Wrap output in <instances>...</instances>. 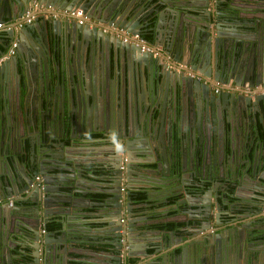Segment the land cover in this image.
<instances>
[{"label":"water","instance_id":"1","mask_svg":"<svg viewBox=\"0 0 264 264\" xmlns=\"http://www.w3.org/2000/svg\"><path fill=\"white\" fill-rule=\"evenodd\" d=\"M29 1L32 0H0V22L9 21L14 24L20 23V21L24 22L21 16ZM34 1L44 4L46 7L49 5L55 9L54 11L46 10L38 13L46 16L41 21L35 17L36 19H34L32 24L23 23L22 27L17 30L13 28L0 30V98L5 97V102H8L6 96L9 87L7 85L9 81L6 78V69L9 68L16 75V79L18 74L16 69L20 73L23 69V66H20L19 62V67L17 65V60L20 59L19 56L22 54L17 43L14 48V53L7 56L6 53L10 46L9 43L15 39L23 41L22 36H25L27 32L32 33L34 29L39 28L37 31L44 34V38L47 37V34H50L52 42L51 58L56 61V76L58 79L55 87L59 91V81H63V86L67 87L66 92L64 90L61 91L63 98L57 102V111H59V108L61 109V103L62 110L64 111V105L68 102V108L65 111H68L69 107L75 106L76 111H81V115L86 116L93 123L98 122L100 124V121L107 123L108 130L114 138L111 143L116 146V151L123 150L125 152L127 157L126 173L129 175L131 170H133V150L139 148L147 150L152 143L149 142L146 144V141L148 142L149 138L151 140L150 133L157 132V129L158 137L155 140L156 146H154V150L155 153H163V149L158 147L157 144L158 141L160 142L161 137L163 113L160 110L161 102L158 103L155 98L157 96V88H154V80L157 79L159 81L157 82L160 84L162 80L165 82L170 75V81L177 88L183 100V95L189 94L192 88L193 92H198L199 96L202 95L203 98L208 99L207 84L209 81L205 80V78L206 76H210V63L214 60L215 71L218 73L221 71L228 72V76L226 77L232 78V81H230L232 85L229 86L231 93H228L227 91L229 90H227L226 92L217 94V101H219V105L222 107L223 104L224 106L227 105L226 103L230 100V102L239 106L238 109L241 112L243 111V115L246 113V117L250 111V113H253V117H247V122L244 116L246 122L245 129L249 133L246 134L244 155H249L252 150L254 157L251 159L250 165L252 167H263L264 169V140L262 141V145L259 144L260 135L255 121V118H258L255 113H258L260 109L264 111V57L254 61L252 64L244 65L242 69L237 65L240 61L234 66L232 59L233 54L235 57L234 60H239V58H236V55L239 57L241 54L246 53L248 51L247 46L249 45L250 51L254 52L255 55L256 44L252 43L249 30H254L252 36L259 34L262 26H264L262 19H239L238 14H234L233 5L226 2L222 5L223 0H216L212 4H209V0H199L197 4H192L194 9L185 7L184 5L175 6L167 0ZM73 8H79L81 10L82 16L84 17L82 24L76 21V17L68 16L69 19H67L65 18L67 17L66 14L62 13V10H71ZM193 10L196 11L195 14L191 13ZM52 15H55V17H52ZM165 18L166 24H164ZM101 23L112 24L113 28H118L122 32L116 31V29H106L105 25H101ZM238 28L249 29L248 31L241 30L237 32ZM237 33L243 36H239ZM134 34L141 38L144 37L143 45L149 47V50H141L140 46L142 44L139 42H134L130 39L123 40L124 37L129 38V36ZM145 36H149V39L145 38ZM159 45L165 51L164 54L170 55L174 61L184 62V65L190 66L192 70H196L199 74L202 73V75H196L202 77V82L182 73L167 72L165 69V63H167L165 55L161 52L156 56L153 55L155 51L152 49V46ZM27 49L30 51L29 46ZM30 53L32 61L33 59H37V56L34 54L35 50L33 52L30 51ZM40 55L38 54V57ZM161 58L165 63H161ZM221 58L223 63L225 60L227 61L224 68L228 69H224L223 65L221 68L220 66L218 67L217 61ZM41 64H44V62L42 61ZM22 65H25V63ZM178 69L181 68L178 67ZM217 72L215 73L217 74ZM226 77L223 80L221 74L220 76L217 74L214 77V82H226ZM245 84L250 89H254L246 92L237 91L238 87H243ZM260 85L262 88H256ZM14 86L16 87L15 100L17 103L13 116L17 115L18 122L14 121L13 125L9 126L7 122L9 120L7 118L3 122H1L0 118V147L5 150L6 146L9 145L8 140L10 137V140L14 142V144L10 142L11 146L15 149L14 152L8 153L5 151L1 154L2 157L8 154L6 156V163L9 166L6 163H1L3 178L0 176V199H5L10 196L15 192V187L17 190L16 194H20L23 190H26L27 183L29 184L27 179L31 175L41 174L40 168L43 167L44 161L46 160H48L47 163L49 164L46 166L48 169H56L57 167L55 168L54 165L59 162V170L61 168L68 172L72 170L76 175L72 176L75 178L73 180L70 178L71 175L65 176V174L59 173V186L54 187L53 192L59 189V193L54 194L59 195V200L55 204L56 208L59 207V212H55L59 217V235L49 232L41 235L39 240V237L32 231L28 219L22 225L23 231L13 230V232H7L9 235H5L4 232H2V235L0 234V264L4 260L2 250L7 248V238L12 239L13 243L18 245L23 244L20 240L26 241L25 245L29 249L31 260L30 262L19 260L17 264H81V255L90 252L98 257V263L100 264H120L117 253L121 245L119 243V237L122 236L120 233L121 225L113 227L109 212L110 204L106 205L104 202L94 203V205L100 204L107 211L105 212L106 217L101 220L104 222L103 226L90 229H92L91 231L103 229L105 232L107 230L110 233L113 232V239L106 240L109 241L108 243L95 241L97 240L96 237L87 235V228L82 224L83 219L76 220L77 217L86 214L81 209L87 206L84 201L88 200V194L92 192L91 185L84 179L82 180V175L78 173L79 169L75 167L69 169L63 167L65 165H77L79 163L75 164L72 156L62 152L65 148L64 142L56 139L53 141V138L48 133L47 116L43 100L37 101L38 116L41 122L39 128L36 122L37 118L34 115L35 111L33 110L32 114L27 113V120L30 118L34 120L33 133H35V137L31 135L29 128L32 123L28 121L29 125H24V119L20 112L21 107L19 106V101L23 99L25 94L24 90H27V85H21L17 80ZM213 86L217 87L218 84L214 83ZM3 87L5 93H3ZM55 87H51V90L54 91ZM234 91L235 94H233ZM250 94H253L252 97L248 96ZM99 96H102V102H100ZM13 97L12 94V99ZM185 103H187V100H184L183 104ZM183 104L182 107L180 106V111L185 109ZM188 104L192 111L195 108V103L192 101L188 102ZM56 107L52 109L51 114L55 112ZM41 112H44L45 116H41ZM194 112L193 117L190 118V123L185 125L183 124V120H181L182 114L175 119V114L173 113L170 123L167 124L170 130L167 129V131L170 133L169 136H171V128H174V152L176 150L179 152L182 151L181 144H183L184 139L190 138V148L192 151L194 153L199 151L197 159L194 161V167H197L198 164L202 167L203 163H198V160L201 159L203 162L205 159L210 160L212 155L215 157L223 155L225 149L223 144L221 146L218 143L212 146L209 145L211 126L206 128L205 132L208 144L206 143L204 145L205 139L200 140L197 138L194 133L196 129V127L194 129ZM155 114H157L156 118H154ZM68 116L73 120L72 112L69 111ZM5 117H7V114H5ZM251 120L253 123L250 122ZM151 121L154 124L152 127ZM251 124L254 126V129ZM35 125H37L36 128ZM6 128H8V134ZM26 128L29 133L28 139L30 143H36L29 144V150L25 145V131H18L20 129L26 130ZM46 131L48 134H45ZM260 132L263 131L260 130ZM6 136L7 139H5ZM143 139L144 143L141 144L140 141ZM169 139L171 143L172 138L169 137ZM34 145L38 146L37 151H35ZM58 146L62 148L57 149ZM204 146H207L205 150ZM27 152H29L28 157H26ZM8 167L11 173L7 170ZM19 173L23 178L22 180L18 177ZM85 176L92 178L89 171ZM246 176L247 174H245L244 180H240V176H238L236 179L238 184H241L240 182H248ZM255 178L264 181L261 175H257L252 179L255 180ZM212 191L205 189L203 192H200V195L196 196L198 207L197 220L190 222V224H185L189 228L198 227L197 233L205 232L204 238L201 240V245L203 248L207 247L209 249L211 256H213L215 246H219V240H216L215 236L216 238L222 236V241L226 240L227 242H230L232 237L230 233L231 228L228 229L227 225H222L223 217H221V215L229 216V212L225 210V207L230 208L232 204L228 205L225 201L222 202L220 196L214 195ZM103 192L109 194L110 191L103 189ZM253 199L259 200L260 198L251 197L250 200L246 201L247 203L245 201L243 203L248 204V206H252V204L257 205V203L252 201ZM260 200L264 201V198ZM65 207L66 211L61 212L60 208ZM9 209L17 210L18 208L8 207L6 209L0 203V216L5 217V213L7 212L9 217L11 215ZM35 210L37 213L39 210L41 211L40 218L44 220L52 215L51 211L41 206L39 210L38 208ZM127 210L130 212L129 208ZM254 214L256 222L264 221V214L261 212V209L259 211L256 210ZM201 218H204L205 225H202ZM73 220L75 222H72ZM133 220L129 217L128 222L130 223L125 225L126 231L130 233L135 231V226L131 224L134 222ZM108 226L110 229H108ZM214 229L216 233H213ZM245 229H254L255 231L247 233L245 237L238 236L239 239L242 238L245 240L246 238H251L255 241L259 236L263 235L258 234L259 231L261 232L263 230L261 226L244 227ZM24 231L28 232L27 239L24 236ZM110 235L112 237V234ZM87 237L93 240V244L111 246L113 250L106 252L92 250V252L87 248V245L90 243ZM27 240H29L28 243ZM131 241V239L126 240L125 237L124 242L130 243ZM176 248L177 246L170 248L167 251L169 252L167 256V252L163 253L162 260L166 261L168 256L170 260L169 262L163 261L164 264H181ZM23 250L24 248L18 252L24 255ZM21 254L16 255V258L20 259ZM3 264H11L9 258Z\"/></svg>","mask_w":264,"mask_h":264},{"label":"flooded vegetation","instance_id":"2","mask_svg":"<svg viewBox=\"0 0 264 264\" xmlns=\"http://www.w3.org/2000/svg\"><path fill=\"white\" fill-rule=\"evenodd\" d=\"M83 21H81V24ZM147 38V37H146ZM149 39V38H147ZM9 49V48H8ZM14 53V50H13ZM211 63L215 64L214 60L211 61ZM210 63V64H211ZM218 64V61H217ZM208 77V76H206ZM229 78L226 77L227 81ZM232 81V80H231ZM215 82H208V99L203 98V96H199V100H202L203 104L205 105L202 112H199V110L202 107H199V103L196 104V110L197 111L194 114V129H195V135L198 139H205L206 140L205 132L206 128L210 126V114L216 111L218 112V106L215 103L219 104V101H217L218 96L217 94L221 92H226L229 90L228 87L220 86L214 87L213 84ZM69 86V84H68ZM214 91V92H213ZM238 91V89H237ZM235 92V91H234ZM246 92V91H245ZM100 95V94H98ZM96 95V96H98ZM217 96V97H216ZM100 99V102H102V96L98 97ZM65 102V101H64ZM211 103V104H208ZM221 106V105H220ZM68 102L64 105V111L62 110V103H61V109L59 108V111H57V107L55 112L52 114L53 116V122L50 125H48V129H50V136L55 138L56 140H60L64 142V146L67 145V143L70 145H73L71 147L76 146H82L85 143H88V140L95 139V140H106V147L109 148V160L102 163L101 161H98V159L90 158V160L86 161V159L82 158H74V163L77 165L69 164L67 168H77L78 173L82 175V180L84 179L86 182H88L91 185V194L88 197L87 201H84L85 204H94L92 200H90V196L92 194H101L99 196V201L104 202V204L109 205L110 204V214H111V222H113L114 226L121 225L120 233L121 237H119V243L121 245L119 246V252L117 255L122 256V261H120V264H152L151 261H155L151 259H144L143 256H147L150 254L152 255V251L160 248V242H162L160 239H157V242L150 241L148 243H145L144 236L146 235V232H148L147 228H153L157 229L159 232L165 233L167 235H172V240H177V242L181 243L180 241L183 240L182 231H179L183 228L185 222L183 221H177L180 222L177 224L174 228L171 229H164L157 227L159 224H166L168 222L175 223L170 221L171 218H178L186 221L187 224H190V222L196 220L198 216V208H195L196 202V196L200 195V192H203L205 189L207 190H213L214 195L220 196L222 201H225L226 204H232V207L226 208L229 212V216L221 215L223 217V224L227 225L228 229L231 228L230 233L233 238L235 236H242L244 237V234L246 233V229L244 230V227H250V217L255 216L254 212L256 210H260L264 214V201H261L260 199L264 198V181H261L257 178L253 180V177H256L257 175H261L264 178V169L259 168L257 166H251L249 163H247V166H244V162L241 159H239V164L235 165L236 169L238 170L236 179L238 176L242 174H247L246 180L248 182L238 184L237 180H235L234 183L229 182L228 179L225 182H221L219 179L221 178V175H217L214 167L218 163L217 161H211L212 158H210V162L208 163V167L205 169L204 167H200L198 170L197 167L193 168L195 171L192 173H189L188 171H185L183 167V159L177 158L176 152H174L173 149V141L175 140L174 135V128H171L172 135L169 136L170 133H168L167 129L170 130L169 125L163 123L161 126V137L160 142L158 141V147L163 149V153H155L154 146H156L155 140H157L156 133L153 135L151 134V140L148 139V142L146 141V144L151 142V146L148 147V149L143 150L142 148H139V153L142 154V156H133L132 162L133 164V170L138 171V173L141 175V178H144L146 183L139 180L138 183H133L131 180H129V176L133 170H131L130 174L128 175L126 173V165H127V157L125 155V152L123 150L116 151V146L111 143V141L114 139L108 130L107 123H104L100 121V124L98 122L93 123L92 120L87 119L86 116L81 115V111H76L75 106L69 107L68 111ZM73 113V120L70 119L71 117L68 116V112ZM36 113V112H35ZM203 114V115H202ZM36 115V114H35ZM72 115V114H71ZM80 118L78 119V117ZM76 118V120H75ZM198 129V130H197ZM48 132V133H49ZM47 131L45 134H48ZM52 133V134H51ZM212 135V133H211ZM172 138V142L170 143L169 137ZM165 139L167 141V146L169 149L164 150L163 143L161 140L165 142ZM146 140V137H145ZM150 140V141H149ZM42 141V140H41ZM141 144L144 143V139L140 141ZM83 144V145H82ZM175 144V143H174ZM237 145V144H236ZM145 146V145H144ZM221 146V144H220ZM239 149L243 148V145H238ZM59 146L57 147V149ZM74 149V148H73ZM58 153V152H57ZM58 156V154H57ZM163 157V158H162ZM244 157V156H243ZM241 158V157H240ZM47 159V158H45ZM83 160V161H82ZM180 161V162H179ZM48 160L44 161V165L41 170V174H34L31 175L27 182L26 187V202H28L30 205L31 216L28 219H25L22 216H18L14 214L16 210H10V214L8 217V220L6 222L1 221L0 222V234L2 235V232H4L5 235H9L7 232H13V230L16 231H23V223L25 221H29L32 227V231L39 237L41 235H44L45 233L53 232L55 235H59V228L58 231H53L48 228V224L52 220H59V217L55 214L57 212L55 210V204L59 200V195H54L55 193H59V189L56 192L54 191V187L59 186V173L65 174V176H70L71 179H75L72 177L73 175H76L72 170L71 171H64L62 168L59 170V162L56 163L54 166L56 169L52 170V168L48 169L46 166L49 164L47 163ZM183 162V163H182ZM215 163V165L213 164ZM251 163V162H250ZM104 164V167L101 168L100 165ZM161 168H160V166ZM243 164V165H240ZM214 165V166H213ZM52 166V167H54ZM194 166V165H193ZM118 167V169H117ZM210 168V169H209ZM253 168V169H252ZM254 170V171H252ZM257 170L259 171L257 173ZM89 173L92 175V178H87L85 176L86 173ZM175 171V172H174ZM180 171V172H179ZM191 171V170H190ZM176 173V185L182 184L183 194L182 192L178 191L176 192L174 190L173 193H166V190L170 186L168 180L172 178V173ZM240 172V173H239ZM178 173V174H177ZM187 178H183L182 174H187ZM98 174L104 175L105 178L100 179L97 178ZM137 174V173H135ZM171 174V175H169ZM192 177V178H191ZM48 181V182H47ZM158 181V182H156ZM160 182L163 184L160 185ZM102 183V184H101ZM172 183V182H171ZM24 184V183H23ZM181 186V185H180ZM218 186V188L215 189V187ZM222 188H225V192H221ZM103 189L109 190L108 193H104ZM239 189L246 190L249 193L246 195V197L238 196L237 198H234L235 195H237ZM217 190L215 193L214 191ZM25 192L22 191L20 194H24ZM16 194V193H15ZM11 194L5 199H0V203L5 206L6 209L9 208H18L19 206H23L24 202H22L21 198L22 196L20 194ZM105 194V195H102ZM234 196V197H233ZM153 197V198H151ZM251 197H257L260 198L259 200H252L254 203H257V205L252 204L248 206L246 204L248 200L251 199ZM183 201V202H182ZM246 203H243V202ZM178 203V204H177ZM183 204H187L188 207L184 208ZM194 205V206H191ZM43 207L46 210L51 211V216L47 217L46 220L40 218L41 217V211L39 208ZM36 208H38L39 212H36ZM127 208H129L130 212H128ZM157 209H161L162 211H156ZM170 212V213H169ZM184 212V213H181ZM164 213V214H163ZM163 214V215H162ZM132 218L134 219L131 224H133L135 227V231L130 233L129 231H126V226L130 222H128V219ZM264 218V216H263ZM42 219V220H41ZM84 224L86 228H94V227H101L97 226L100 225L97 219L92 222L90 217H82ZM242 222H239L240 220H244ZM225 220V221H224ZM202 225H205L204 218H201ZM200 222V224H201ZM239 224V225H236ZM247 224V226H245ZM188 227V226H186ZM108 229L110 227L108 226ZM198 227L195 228H189L191 231L190 233L187 232V240L186 243H181L180 246V256L179 260L181 262L188 261V263L191 264L192 262V255L190 254L191 248L196 246L199 249H202L201 256H203L204 263L203 264H264V244L259 242L257 245H255V242L249 243V246L253 244V248H257L258 251L254 254L250 252V256L243 254L246 253L243 250H240L239 248L236 249L237 251H233L235 248V245L233 242H223L222 236H219L215 239L219 240V246L216 245L213 249V256H211V252L209 249L203 248L202 241L203 236L205 234L204 231L198 232ZM92 230V229H91ZM192 230H195L196 232H193ZM219 231V230H218ZM25 238L28 236V232L24 231ZM107 236L106 238L98 239L95 241L99 242H105L108 243L109 239H113V232H106ZM213 233H216V230H213ZM112 234V237L111 235ZM126 234V236H125ZM191 235V236H190ZM189 236V237H188ZM126 237V240L131 239L132 241L130 243L124 242ZM143 238V239H142ZM146 238V237H145ZM27 239V238H26ZM189 239H192L191 241ZM135 240H139L138 244L135 242ZM22 245L14 244V245H7V248H4L2 250V253L4 255V260L1 264L5 263L6 260L9 258V262L11 264H17V259L19 261V258L14 257V255H20L21 253L18 252L20 249L28 248L26 245H24L25 240H20ZM13 242V241H12ZM29 240H27V243ZM233 245H232V244ZM137 244V245H135ZM152 244L154 248H152V251L149 250V246ZM177 244V243H176ZM98 245V244H97ZM104 246V245H102ZM15 247H18V251L14 252ZM105 250L100 251H109L113 250L111 246H105ZM163 248V245L161 246ZM29 250V249H28ZM241 251V252H240ZM168 253V252H167ZM227 254V257L225 258L224 262V256ZM168 254H166L167 256ZM142 256V258H140ZM148 256V257H149ZM12 257H14L12 259ZM133 257V258H132ZM136 258V259H135ZM221 258V259H220ZM12 259V260H11ZM5 261V262H4ZM243 261V263H242Z\"/></svg>","mask_w":264,"mask_h":264},{"label":"crops","instance_id":"3","mask_svg":"<svg viewBox=\"0 0 264 264\" xmlns=\"http://www.w3.org/2000/svg\"><path fill=\"white\" fill-rule=\"evenodd\" d=\"M148 1V0H145ZM156 1V0H154ZM169 3L175 5V6H180V5H184L185 7H190L193 8L192 4H197V2H199V0H167ZM213 2H216V0H209V4H212ZM226 3H230V5H233L234 8V14H238L239 19H249V20H255V19H262L264 21V0H223V2L221 3L222 5ZM35 3L38 5L37 8H33ZM262 4V5H261ZM165 5V4H164ZM220 6V4H219ZM29 9L32 12V19L28 22L31 23L34 21V19H38L39 21L42 20V18L46 17L45 15H40L38 13H40L41 11H46V10H50V11H54V7L51 6H45L42 3H38L35 2L34 0L29 1L28 5L26 6L25 11ZM194 9V8H193ZM23 13V15H24ZM54 13V12H53ZM192 14H195L196 11H192ZM22 15V16H23ZM21 16V19H22ZM36 17V18H35ZM96 17H98V15H96ZM155 17V16H154ZM152 19V18H151ZM163 22V20H162ZM4 23H12L9 21H4ZM25 23V22H23ZM99 23V22H98ZM164 24H166V18L164 20ZM101 25H105V28L108 29H116V31L122 32L120 29L118 28H113L112 24L108 25V24H104L101 23ZM39 28L34 29V31L32 33L27 32L25 36H22L23 41H19L18 39L12 40L10 41L9 45L11 44V42L15 41L19 46L20 50L22 51V54H20V59L17 60V65L20 63V66H23V69L21 70V73L17 70V79H16V75L8 68L6 69V78L9 81L7 83V85H9L8 87V91H7V101L5 102L4 98H0V118H1V122H3L5 120V118H7L9 121L8 124L13 125L14 121L18 122V118L17 115L13 116V112H15L16 110V103L17 101L15 100V91H16V87L14 86L15 82L18 80V83H20L21 85H27V90L25 89V94L23 96V99H20L19 101V106L21 107V114H22V118L24 119V125H29L28 121H30L32 123L31 127L29 128V131L31 130V135H33L35 137V133H33L34 130V125L33 122L34 120L32 118H30L29 120H27V113L29 112L30 114H32V111L34 110L36 113L35 117L36 122L38 124V128L40 126V120H39V111H38V104L37 101L38 100H43L44 101V107H45V111H46V116H47V123L48 125H50L53 122V116H52V109L56 107L58 100L61 101L63 98V95L61 94V91L64 90L65 92L67 91V87L63 86V81L60 82L59 81V91L58 88L56 89L55 85L57 84V76H56V66H55V60L52 59L51 55H52V42L50 39V34H47V37L44 38V34H42L41 32L37 31ZM249 28L247 29H242V28H238V31L241 30H247L248 31ZM107 31V30H106ZM104 31V32H106ZM250 31V37H252V43L256 44V50H255V55L254 52L250 51V45L247 46L248 47V51L246 53L241 54L239 57L238 55H236V58H239V60L235 59L234 60V55L232 54V59L234 61V66L236 63L240 69H242V67L246 64H252L254 61L260 60L261 58L264 57V26H262V29L260 30V33L257 34L256 36H252V33H254V30ZM108 32V31H107ZM235 34V33H234ZM237 35L239 36H243L240 33H237ZM147 36H145L146 38ZM144 38V37H143ZM142 38V40H143ZM134 42H136V39H130ZM48 43V45H47ZM144 43V40L143 42ZM251 44V42H250ZM29 46L30 51L33 52V50H35V56H37V59H33L31 58V53L30 51L27 49ZM152 49L155 51L153 53L154 56L160 54L159 52L164 54V50L162 48V46H152ZM3 50V49H1ZM37 50V52H36ZM4 51V50H3ZM38 54L40 55V57H38ZM165 58L167 59V63L164 62V60L162 59L161 63H165V69L168 72H174V73H179V74H183V75H187V76H191L193 77V79H196L198 81L202 82V77L201 76H196V75H202V73H198L196 70H192L190 68V66L188 65H184V62H176L172 59V57L170 55L164 54ZM4 58V57H3ZM1 59V57H0ZM228 60V59H227ZM42 61L44 62V64H41ZM232 61V60H230ZM19 62V63H18ZM226 60L224 61V63L222 62V58L219 60L218 59V67L223 65L226 66ZM23 63H25V65H22ZM181 63V64H180ZM19 67V65H18ZM178 67H180L181 69H178ZM216 67L215 64L211 63L210 64V76L209 77H204L205 80L213 82L214 81V77H216V75L218 74L220 76L221 74V78H223V80L225 79L226 76H228V72H217L215 71ZM224 69H228V68H224ZM230 69V68H229ZM162 70H164V68H162ZM234 70V69H233ZM239 70V69H236ZM217 72V74L215 73ZM230 72V71H229ZM170 75L168 77V79L164 82V80L161 81V83L159 84L158 80L155 79L153 85L154 88H157V96L155 97L156 100L160 103V110L163 113V123L165 124H169L171 121V116L174 113L175 114V119H177L180 114L183 120V124H189L190 123V118L193 117V112L194 110H196V104L197 102L199 103V107H202L199 112H202V110L204 109L205 105L203 104V102H201L202 100H199V95L198 92H193V88L192 91L189 92V94H184L183 98L184 100H187V103L183 104L184 100L181 98L180 94L178 93L177 88L174 86V84L170 81ZM232 78H229L228 84H223V86H227L229 88V81H231ZM158 81V82H157ZM220 86H222V84H219ZM232 84H230L231 86ZM13 86V89H12ZM29 86V87H28ZM51 87H55L54 91L51 90ZM262 88V86H257L256 88ZM254 88H249L246 86L243 87H238V91H251ZM3 93L4 92V87H3ZM13 90V91H12ZM59 92V93H58ZM214 92V91H213ZM228 93H231V90L227 91ZM21 93V91H20ZM12 94H13V99H12ZM18 94H19V90H18ZM233 94H235V92H233ZM253 94H250L248 96L252 97ZM194 102V109H192L191 111V107H189L188 102ZM226 103V100H225ZM182 104L184 105L183 111H180V106L182 107ZM211 104V103H208ZM218 106V112L216 113L213 112L210 114L211 119H210V126H211V138H209V145L212 146L213 144H223L224 147V151H223V155H220L218 157H215L214 155H212L210 158L211 161H217L218 164L215 165V163L213 162V164L215 165L214 170L216 172L217 175H221V178L219 179L221 182H225L227 179L228 184L229 182L234 183L236 180V176L238 173V170L235 168L237 165V163L239 164V159H240V163H241V159L244 161H246L247 163L250 164L251 159L254 157L252 154V150L250 152L249 155H244L245 153V146H246V134H249L248 131L245 129V123L247 122V117L248 116H252L253 113L247 114L248 116L246 117V113L243 115V111L241 112L238 108L239 106L235 105V103L229 102L226 103L227 105L221 107L218 103H215ZM204 106V107H203ZM6 108V109H5ZM187 108V110H186ZM7 110V111H6ZM197 111H195L194 113H196ZM5 114H7V117H5ZM41 116L44 115V112L40 114ZM155 114V117L156 118ZM203 115V114H202ZM255 115H257L258 118H255L256 121V126L257 129L259 130V135H260V143L262 145V141L264 140V111H262L261 109L259 110L258 113H255ZM246 118V122H245V118ZM253 117V116H252ZM152 119V118H151ZM251 123H253V121H250ZM173 125V124H172ZM154 126L153 122L151 121V127ZM252 128L254 129V126L251 124ZM37 127V125H35V128ZM24 129V128H23ZM7 130V134H8V128H6ZM50 131V129H48ZM260 130H262L263 132H260ZM19 132H24V138L25 140V145L26 148L29 150V144H33L34 142L30 143V140L28 139V131L27 128L26 130H18ZM157 135L158 133V129L157 132H152L150 134H155ZM50 134V132H49ZM52 134V133H51ZM175 134V132H174ZM32 136V137H33ZM56 138V137H55ZM55 138L53 137V141H55ZM5 139H7V136L5 137ZM184 139V138H183ZM185 141V142H184ZM183 141V144H181V149L182 151H177L176 150V154H177V158L183 159V167L185 171H188L189 173H192L193 171H195L193 168H195L194 165V161H196L197 159V154L198 152H193L192 149L190 148V138H185ZM14 144L13 141L8 140L9 145L6 146L5 150L2 149V147H0V176L2 177V165L1 163H6V156H8V154H6L5 157H2L1 154L3 152H14L15 149L13 146H11V143ZM161 142L163 143V148L164 150L169 149V147L167 146V141L165 139V142L163 140H161ZM178 142V141H177ZM206 143L208 144V141L205 142L204 145H206ZM36 144V143H34ZM106 140H95V139H90L88 140V143H85L82 146H76V147H71L73 145H70V143L67 145H65L64 149L62 152L67 153L68 155L74 157V158H80V159H86V161L90 160V158L94 159H98V161H101L102 163H104L105 161L109 160V148L106 147ZM237 144V145H236ZM238 145H243V148L239 149ZM2 146V145H1ZM183 147V148H182ZM35 151H37L38 146L34 145ZM59 148L61 149L62 147L59 146ZM74 148V149H73ZM207 148V146H204V150ZM185 149V151H184ZM139 149H135L133 150V156L138 155L139 157L142 156L141 153H138ZM231 150V151H230ZM29 156V152L26 153V157ZM244 156V157H243ZM241 157V158H240ZM209 158V157H208ZM239 158V159H237ZM261 158V157H260ZM259 158V160H260ZM88 159V160H87ZM180 162V161H179ZM210 162L209 159H205L202 160H198V163H203L202 165L204 166V168H207L208 163ZM237 162V163H236ZM244 162V166H247V163ZM7 164V163H6ZM159 165V164H158ZM213 165V166H214ZM243 165V164H240ZM7 166H9L7 164ZM160 166V165H159ZM202 166V167H203ZM264 166V163H263ZM63 167H67V166H63ZM101 168L104 167V164L100 165ZM201 167V166H200ZM199 165H198V170L200 169ZM161 168V166H160ZM18 169V168H17ZM7 170L11 173L10 168L8 167ZM191 170V171H190ZM175 172V171H174ZM172 173V178H170V180H168L169 183H164V184H169L168 186H170L168 188V190H166V193H173L174 190L176 192L180 191L183 194V189H182V184L176 185V173ZM180 172V171H179ZM137 173V174H135ZM240 173V172H239ZM20 174V173H19ZM18 177L20 178V180H22L23 178L21 177V174ZM178 174V173H177ZM171 175V174H169ZM187 174H182L183 178H187ZM236 175V176H235ZM141 175L138 173V171H132L130 176H129V180H131V182L138 183L139 180L146 183L144 178L140 177ZM3 178V177H2ZM98 179H100V181H102L101 179L105 178L104 175L98 174L97 176ZM245 179V174L240 175V180H244ZM104 180V179H103ZM22 182V181H21ZM172 182V183H171ZM23 183V182H22ZM244 183V182H241ZM102 184V183H101ZM163 183L160 182V185H162ZM18 185V184H17ZM181 185V186H180ZM20 187V185H18ZM218 188V186L215 187V189ZM25 193L24 194H20L22 196L21 200L22 202H24L23 206H19L20 209L16 210V212L14 214L18 215V216H22L25 219H29L30 214H31V210L29 207V203L26 202V196L27 193L25 190H23ZM217 190L214 191V193ZM226 189L222 188L221 192H225ZM17 193L16 187H15V192H13V194ZM249 192L246 190H242L239 189L237 195H235L234 198H237L238 196L241 197H246V195ZM174 194V193H173ZM16 195V194H15ZM90 194H88L89 197ZM105 195V194H102ZM99 196H101V194H92L90 196V200H92L94 203H97V201H99ZM153 198V197H151ZM154 199V198H153ZM155 200V199H154ZM212 200V199H211ZM224 202V201H222ZM197 204V203H195ZM87 206L83 209H81L82 211H84L86 214L82 215L81 217H77L76 220L81 219L82 217H86L91 219L92 222H94L96 219L97 221L100 223V225L97 226H101L103 225V220L106 216H105V212L107 211L106 208L100 206V204L94 205L92 204H86ZM184 208H187L188 205L187 204H183ZM194 206V205H191ZM195 208H198L197 205H195ZM57 212H59V207L55 208ZM61 212H65L66 211V207L65 208H60ZM156 211H162L161 209H157ZM33 213V212H32ZM8 213H5V217L0 216V222L4 221L6 222L8 220ZM164 214V213H163ZM162 214V215H163ZM4 216V215H3ZM197 220V218H195ZM172 222H177V221H183L186 224V221L182 220V219H176V218H171L169 219ZM244 220H240L239 222L245 221ZM250 225H252L253 227H257V226H261L263 227V230L260 232H258V234H263L262 236H259V238H257L255 241L252 240L251 238H246L245 240H243L242 238L239 239L237 236H235V238H233V236L231 237V242H233V244L235 245V248L233 249V251H237L236 249H241L243 251H245L247 256L251 255V253L254 254L256 253V251H258L257 248H253V244H251V246H249V243L251 242H255V245H257L259 242L264 244V221L261 222H256L255 217H250ZM72 222H75V220H73ZM82 224L85 226L84 221H82ZM184 224L183 228L180 229L179 231H182L183 234L181 237H183V240L180 241L181 243H184L187 240V236H184L188 233H190L191 231L189 230V227H186V225ZM239 225V224H236ZM86 227V226H85ZM148 232H146V235L144 236V241L145 243L150 242L151 240L155 242H157V239L161 240L162 242H160V248L152 251V248H154V246H152V244L149 246V250L152 251V255L150 254L147 256H143L144 259H151L154 260L156 258L155 261H151L152 264H164L162 260V256L163 253L167 252L170 248L176 247V252L179 254L180 256V246L181 243L177 242V240H172V235H167L165 233L159 232L157 229H153V228H147ZM193 232H196L195 230H192ZM253 232L255 231L254 229H246V233L244 234V237L247 235V233L249 232ZM197 233V232H196ZM107 233L103 230V229H99L98 231H91V229L87 228V235L88 236H94L98 239H102V238H106ZM191 236V235H190ZM146 237V238H145ZM189 237V236H188ZM143 239V238H142ZM255 239V238H253ZM87 240L90 242L87 247L89 250H91L89 248V245L93 244V240H91L89 237H87ZM190 241L192 239H189ZM139 241V240H138ZM138 241L135 240V242L138 244ZM226 241V240H225ZM223 240V242H225ZM6 243L7 245L11 244L14 245V243L12 242V239L7 238L6 239ZM177 243V244H176ZM226 243V242H225ZM229 243V242H228ZM26 243L24 242V245ZM135 244V245H137ZM149 244V243H148ZM232 244V243H231ZM232 244V245H233ZM162 245H164V249L161 247ZM196 249V250H195ZM92 251V250H91ZM93 252V251H92ZM201 252L202 250L199 249L198 247L194 246L191 248L190 254L192 255V262L191 264H203L205 260H203V256H201ZM166 254H169L166 253ZM165 255V254H164ZM81 258V264H100L98 263V257L94 254L90 253H83ZM149 256V257H148ZM178 256V258H179ZM14 257H16L14 255ZM12 257V259L14 258ZM227 257V254L224 256V262H225V258ZM133 258V257H132ZM140 258H142V256H140ZM11 259V260H12ZM29 259L31 260V257L29 255ZM122 256L120 255V261H122ZM136 259V258H135ZM221 259V258H220ZM29 260V262H30ZM148 261V260H146ZM167 262H169V256L166 259ZM165 261V262H166ZM123 262V261H122ZM179 262L181 264H184V261L181 262L179 260ZM243 263V261H242ZM26 264V263H24ZM185 264H190L188 263V261H185ZM226 264V263H225Z\"/></svg>","mask_w":264,"mask_h":264},{"label":"built area","instance_id":"4","mask_svg":"<svg viewBox=\"0 0 264 264\" xmlns=\"http://www.w3.org/2000/svg\"><path fill=\"white\" fill-rule=\"evenodd\" d=\"M38 5L35 3L34 7L33 8H37ZM62 13L66 14L67 19H69L68 16H72V17H76L77 18V22L78 23H81V21L84 19V17L82 16V12L79 8H73L71 10H62ZM55 17V15H53ZM32 12L31 10L27 9L24 13V15L22 16V21H24L25 23H28L31 19H32ZM22 22L20 23H4V22H0V30H9L11 28H13L14 30L15 29H18L22 26ZM127 39H136L137 41L136 42H139L141 43L142 45L140 46L141 50H149V47L143 45V40L136 34L132 35V36H129L128 37H124L123 40H127ZM16 46V42L13 41L11 42L10 46H9V49L7 51V56H10L13 54V50Z\"/></svg>","mask_w":264,"mask_h":264},{"label":"trees","instance_id":"5","mask_svg":"<svg viewBox=\"0 0 264 264\" xmlns=\"http://www.w3.org/2000/svg\"><path fill=\"white\" fill-rule=\"evenodd\" d=\"M147 38H149V36H147ZM170 213V212H169ZM180 222H175V223H171V222H168L166 224H159L157 225V227H160V228H164V229H171V228H174L177 224H179ZM175 225V226H174ZM48 228L50 230H53V231H58V228H59V222L57 220H52L49 224H48ZM88 248V247H87ZM89 248L93 251H100V250H105L106 247L105 246H102V245H97V244H91L89 245ZM18 251V247H15L14 249V252H17ZM24 252V255L21 254V257L19 260H22L23 262H28L30 259H29V250L28 248H25L23 250ZM17 262H18V259H17Z\"/></svg>","mask_w":264,"mask_h":264},{"label":"clouds","instance_id":"6","mask_svg":"<svg viewBox=\"0 0 264 264\" xmlns=\"http://www.w3.org/2000/svg\"><path fill=\"white\" fill-rule=\"evenodd\" d=\"M52 17H54L53 15H52ZM21 22V21H20ZM23 23V22H22ZM23 25V24H22ZM22 27V26H21ZM19 29V28H18ZM15 30H17V29H15ZM141 38V37H140ZM142 39V38H141ZM16 47V46H15ZM216 84H228V81H226V82H222V83H219V82H215ZM229 83L231 84V82L229 81ZM230 84H229V86H230ZM225 87H227V86H225Z\"/></svg>","mask_w":264,"mask_h":264}]
</instances>
